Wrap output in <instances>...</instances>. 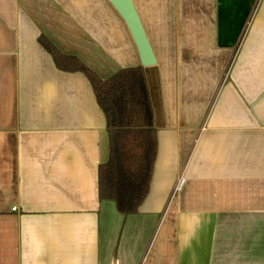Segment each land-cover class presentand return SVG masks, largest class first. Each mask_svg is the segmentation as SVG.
Returning a JSON list of instances; mask_svg holds the SVG:
<instances>
[{"label": "crops", "instance_id": "1", "mask_svg": "<svg viewBox=\"0 0 264 264\" xmlns=\"http://www.w3.org/2000/svg\"><path fill=\"white\" fill-rule=\"evenodd\" d=\"M133 2L157 156L123 215L98 196L92 87L38 41L106 79L141 66L123 19L108 0H0V264H264V0Z\"/></svg>", "mask_w": 264, "mask_h": 264}, {"label": "trees", "instance_id": "2", "mask_svg": "<svg viewBox=\"0 0 264 264\" xmlns=\"http://www.w3.org/2000/svg\"><path fill=\"white\" fill-rule=\"evenodd\" d=\"M38 41L57 69L87 77L104 113L109 152L98 167L99 199L113 201L123 215L136 213L149 192L157 156V131L143 67L121 69L102 79L76 57L61 54L45 37Z\"/></svg>", "mask_w": 264, "mask_h": 264}, {"label": "water", "instance_id": "3", "mask_svg": "<svg viewBox=\"0 0 264 264\" xmlns=\"http://www.w3.org/2000/svg\"><path fill=\"white\" fill-rule=\"evenodd\" d=\"M123 19L137 49L142 67L156 64V57L133 0H108Z\"/></svg>", "mask_w": 264, "mask_h": 264}, {"label": "built area", "instance_id": "4", "mask_svg": "<svg viewBox=\"0 0 264 264\" xmlns=\"http://www.w3.org/2000/svg\"><path fill=\"white\" fill-rule=\"evenodd\" d=\"M182 181H183V180H182V178H180V179H179V184H181V183H182Z\"/></svg>", "mask_w": 264, "mask_h": 264}]
</instances>
